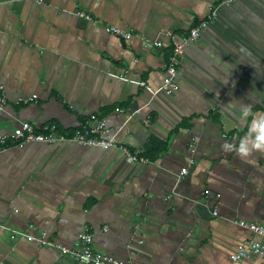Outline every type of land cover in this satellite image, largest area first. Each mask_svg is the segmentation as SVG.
<instances>
[{
	"label": "crops",
	"instance_id": "obj_1",
	"mask_svg": "<svg viewBox=\"0 0 264 264\" xmlns=\"http://www.w3.org/2000/svg\"><path fill=\"white\" fill-rule=\"evenodd\" d=\"M220 2L0 0V136L26 120L71 134L94 116L107 137L150 159L70 140L0 149V264H93L9 228L46 232L73 250L89 231L95 250L133 264L260 263L254 250L231 255L264 240L239 223L264 220V151L241 158L222 145L264 115V0ZM216 6L181 57L173 95L121 78L159 89L174 41Z\"/></svg>",
	"mask_w": 264,
	"mask_h": 264
},
{
	"label": "built area",
	"instance_id": "obj_2",
	"mask_svg": "<svg viewBox=\"0 0 264 264\" xmlns=\"http://www.w3.org/2000/svg\"><path fill=\"white\" fill-rule=\"evenodd\" d=\"M232 2H234V0H221L220 3L230 4ZM77 13L87 19L93 18L92 14L83 9L77 10ZM217 15L218 6L214 7L213 10H211L206 19L202 20L197 26H194L189 34L184 35L181 40L174 41L173 50L169 55L164 80L159 89L154 88L144 79L136 80L125 75L121 76V78L142 85L152 95H156L160 91L164 92L167 95H173L180 86L178 79L179 68L181 64V57L184 54L186 47L200 37L201 30L209 26V24L213 20H215ZM106 28L108 31L125 38H130L133 36L132 32L114 25H107ZM162 43L163 42L160 40L156 42L158 46H161ZM25 100L27 101L28 99ZM6 102V88L4 84L0 82V109H3L5 107ZM117 109L123 110L121 108ZM108 131L109 128H107L106 120L104 118L96 119L94 116H92V121L90 123H85L75 128V130L71 134L61 131L56 122H51L44 125L43 127L37 128L33 122L26 120L22 121L20 128L15 132L0 136V149L11 144L18 146H24L29 142L54 144L57 142L70 140L78 144L105 149L115 147L120 149L124 154H126L130 159L134 161L150 162V159L147 156L131 150L125 143L117 140L115 136L107 137L105 134ZM191 162H194V159H191ZM188 169V165L183 166L181 172L178 175V178H182V176L188 172ZM177 193L178 192L176 191V189H174L169 195L172 196L173 194ZM214 213L217 214L218 210L215 209ZM239 223L250 229L251 231L260 234L264 238V220L260 222L240 220ZM1 226L8 228L3 224ZM9 229L11 230L12 238L24 237L28 240L38 241L41 244L55 246L59 248L63 253L71 252L78 259L85 260L93 264H133L129 261L117 258L108 253L95 250L93 246L94 235L89 231H84L81 233V249L73 250L60 242L49 239L46 232L42 235L37 236L21 229ZM251 250L258 252L261 255V261L259 264H264V240L258 239H251L245 243L240 244L238 249L234 253H232L231 259L236 262L240 261L244 259Z\"/></svg>",
	"mask_w": 264,
	"mask_h": 264
},
{
	"label": "clouds",
	"instance_id": "obj_3",
	"mask_svg": "<svg viewBox=\"0 0 264 264\" xmlns=\"http://www.w3.org/2000/svg\"><path fill=\"white\" fill-rule=\"evenodd\" d=\"M251 106H242V116L251 114ZM226 152L235 151L241 158L250 155L253 151H264V115L253 116L248 123L247 131L235 144L226 140L223 145Z\"/></svg>",
	"mask_w": 264,
	"mask_h": 264
}]
</instances>
